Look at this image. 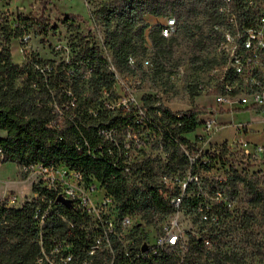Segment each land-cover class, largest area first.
Returning <instances> with one entry per match:
<instances>
[{
	"label": "trees",
	"instance_id": "obj_1",
	"mask_svg": "<svg viewBox=\"0 0 264 264\" xmlns=\"http://www.w3.org/2000/svg\"><path fill=\"white\" fill-rule=\"evenodd\" d=\"M97 14L103 20L104 47L114 63L123 66L137 52L138 40L144 37L147 26H139L140 17H162L165 9L159 0H122L121 6H102ZM63 18V24L68 27L79 19L73 15ZM161 29L155 26L150 30L153 47H159L165 40ZM56 30L48 22L22 15L11 24L0 22V163H13L21 168L37 164L62 166L80 173L87 182L95 181L114 200L120 216L140 215L147 224L152 223L153 215L161 220L167 218L173 208L161 196L156 183L158 165L164 161L160 158L157 164L156 159H143L126 172L130 157L121 139L125 133L121 131L143 136L142 141L147 140L156 147L162 146L167 154L164 164L167 168L175 162H185L180 147L192 148L197 142L190 141L188 136L200 127L206 111L194 108L174 113L162 105L155 106L156 100L144 96L138 109L129 110L125 115L115 114L116 109L108 102L115 76L100 48L89 41L81 44L67 64L56 65L28 54L21 64L13 63L10 53L13 40L25 38L31 32L47 36ZM140 110L144 112L143 119L139 117ZM220 151L225 156L228 148L222 145ZM237 185L248 190L253 208L259 206L264 210V195L261 190L258 193V181L234 172L228 181L229 193L233 189L236 194ZM32 193L51 195L38 184L33 185ZM198 202L202 200L193 194L186 196L183 209L194 211ZM35 204L24 201L17 208L6 209L0 202V264H35L39 250L33 220ZM231 213L226 212L224 216L229 217ZM82 224L80 213L59 203L57 212L45 223L44 237L66 239L80 249L85 242ZM135 233L142 234L140 227L135 228ZM206 237L215 242L218 233L211 232ZM253 246L264 263V235ZM204 249L202 240L189 236L188 251L181 258L161 252L134 264H206L196 258ZM210 256L220 264L215 253ZM223 256L230 262V257Z\"/></svg>",
	"mask_w": 264,
	"mask_h": 264
},
{
	"label": "rangeland",
	"instance_id": "obj_2",
	"mask_svg": "<svg viewBox=\"0 0 264 264\" xmlns=\"http://www.w3.org/2000/svg\"><path fill=\"white\" fill-rule=\"evenodd\" d=\"M219 1L159 0L165 9L164 16L140 17L139 26L146 25L147 28L144 30L143 39L138 40L137 52L132 56L135 61L134 68L128 63L123 66L114 63L111 53L104 47L103 20L97 14L102 6H121L122 0H0V22L11 24L18 15H22L57 27L55 32H50L47 36H38L31 32L25 38L13 40L10 53L15 64H21L25 54L37 56L43 61H53L56 65L67 64L75 57L81 44L89 41L99 47L116 74L113 92L108 98V102L116 109L115 114L125 115L129 110L138 109L144 96L156 100L155 106L162 105L174 113L194 108L206 111L201 119H208L210 114V118H214L218 124V130L211 137V144L226 145L229 149L225 156L216 155L215 168L210 175L225 176L229 181L236 172L246 179L258 181V193L261 190L264 195V154L256 159H248L238 144L243 136L249 143L247 150H252L254 145L264 149V121L252 112L235 111L232 114L223 108L218 110L210 92L216 81L211 73L219 63V41L214 38L213 29ZM64 15H73L79 19L73 26L68 27L63 24ZM171 19H174L175 24L170 36L163 37L165 40L159 47H153L149 39L150 30L155 26L163 29ZM146 60L149 62L147 66L144 65ZM223 114H232L234 117ZM248 124L253 131L241 136L239 127L243 126L246 131ZM121 132L125 133L121 135V139L130 147L128 155L133 163L151 158L156 159L159 164V147L147 140L142 141L143 136ZM199 134L200 127L188 139L193 141ZM160 163L156 174L157 184L160 183L161 175L169 173L174 167L172 164L164 168L165 162ZM28 175L22 173L21 167L16 164L0 163V199L10 193L16 195L21 203L29 201L32 187L38 183L39 178H29ZM236 187V194L231 189L228 196L232 213L229 217L223 216L215 227L218 238L213 248H205L200 256L196 255L200 263L216 264L210 256V253H215L220 264H264L253 246L264 235V210L259 206L252 207L247 189L241 185ZM94 194L97 199L103 198L100 189ZM202 202L210 203L207 199ZM132 219L139 225L141 236L150 242L160 232L162 223L168 220H161L157 215H153L151 224L142 221L140 215H135ZM179 228L184 237L188 238L192 233L205 235L208 226L200 222L194 211L184 208L179 217ZM163 252L174 254L172 250ZM224 254L230 257V262L224 258Z\"/></svg>",
	"mask_w": 264,
	"mask_h": 264
},
{
	"label": "built area",
	"instance_id": "obj_3",
	"mask_svg": "<svg viewBox=\"0 0 264 264\" xmlns=\"http://www.w3.org/2000/svg\"><path fill=\"white\" fill-rule=\"evenodd\" d=\"M216 17L213 29L214 38L219 41V63L211 73L216 81L210 89L216 108H226L231 112L235 108L250 110L264 121V0H220ZM174 24V19L168 20L161 29V36L169 37ZM127 63L134 68L133 57H129ZM144 65H149V62L144 61ZM109 69L113 72L111 66ZM113 74L116 80V74ZM208 115L209 118L200 124L201 134L196 135L197 142L192 148L180 147L185 162H175L173 169L160 177V194L169 200L173 212L162 223L160 232L153 237L152 242L144 238L138 241L142 236L136 235L135 228L139 226L134 223L132 216H120L114 200L105 195L95 181L87 182L80 173L62 166L44 167L37 164L22 167V173H28L29 178H39L38 186L51 193L50 196L32 193L29 200L36 203L33 220L39 250L35 264H134L164 250H172L175 257L181 258L188 251V238L179 228V217L184 198L191 194L197 200L210 201L195 205L194 212L208 229L205 235L192 233V237L199 238L205 248L212 249L215 242L206 234L212 231L218 233L215 227L226 212H232V204L228 199V179L210 175L222 145L210 142L218 130V124ZM139 117H144L142 110L139 111ZM238 130L242 136L244 127ZM238 144L248 159H256L264 154L263 147L259 145L247 150L249 143L243 136ZM124 149L130 150V147L125 145ZM159 149L161 160L165 162L167 154L162 146ZM133 164V160L129 159L125 171L129 172ZM97 189L103 192L101 200L94 194ZM59 197L69 201L70 208L82 217L80 229L85 242L80 249L66 239L44 237L45 223L51 214L57 212ZM0 202L6 209L17 208L22 204L16 195L10 193L5 194ZM61 219L65 222V218ZM68 227L73 228V225Z\"/></svg>",
	"mask_w": 264,
	"mask_h": 264
},
{
	"label": "crops",
	"instance_id": "obj_4",
	"mask_svg": "<svg viewBox=\"0 0 264 264\" xmlns=\"http://www.w3.org/2000/svg\"><path fill=\"white\" fill-rule=\"evenodd\" d=\"M218 110H220V108H219ZM223 110L226 111V112H228V110H227L226 108H223ZM235 111L252 112V111H250V110H245V109H238V108H235V109L233 110L232 114H234ZM252 113H253L254 115H256L254 112H252ZM232 114H223V115H230V116L234 117V115H232ZM256 116H257V115H256ZM258 117H259V116H258ZM247 130H248V131H247ZM252 131H253V129H251L250 124H248V126L246 127V131H244V134H247V133L252 132ZM247 142H248V141H247ZM260 147H262V146H260Z\"/></svg>",
	"mask_w": 264,
	"mask_h": 264
},
{
	"label": "water",
	"instance_id": "obj_5",
	"mask_svg": "<svg viewBox=\"0 0 264 264\" xmlns=\"http://www.w3.org/2000/svg\"><path fill=\"white\" fill-rule=\"evenodd\" d=\"M57 202L60 203V204H62V205H64V206L67 207V208H70V206H71V204H70L69 201H65V200H63L61 197H59V198L57 199Z\"/></svg>",
	"mask_w": 264,
	"mask_h": 264
}]
</instances>
